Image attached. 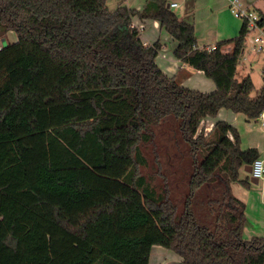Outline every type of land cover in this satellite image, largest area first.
Instances as JSON below:
<instances>
[{
  "label": "trees",
  "instance_id": "1",
  "mask_svg": "<svg viewBox=\"0 0 264 264\" xmlns=\"http://www.w3.org/2000/svg\"><path fill=\"white\" fill-rule=\"evenodd\" d=\"M106 2L0 0V39L16 37L0 48V264H149L154 247L176 264H264V237L244 238L230 190L249 187L240 171L259 154L228 123L201 125L220 109L264 110V76L255 98L238 76L243 28L198 48L166 0ZM135 20L156 21L214 91L165 75L159 41L144 45ZM146 145L148 179L137 171Z\"/></svg>",
  "mask_w": 264,
  "mask_h": 264
},
{
  "label": "crops",
  "instance_id": "2",
  "mask_svg": "<svg viewBox=\"0 0 264 264\" xmlns=\"http://www.w3.org/2000/svg\"><path fill=\"white\" fill-rule=\"evenodd\" d=\"M169 9L173 12L179 10L178 15L174 14L183 22L191 25L194 30V37L198 48L213 47L218 42L232 40L239 35L242 29L241 22L233 18L227 8V0H166ZM180 1V2H177ZM246 5L251 6L254 10L258 8V0H248ZM110 10H114L117 5L123 4L130 9L141 11L144 7V0H107ZM176 4L175 7H171ZM258 10V9H257ZM261 15H264L260 12ZM136 25H141L140 39L144 45H150L159 41L161 50L155 58L158 68L168 77H175L182 87L185 86L186 78L195 76L201 85L209 87L208 80L203 73L196 71L186 65L181 64L173 57L175 43L165 34L156 21L145 20L142 23L134 21ZM226 47V51H229ZM160 53H162L160 55ZM245 60V58H243ZM242 65H239V67ZM187 72V73H185ZM204 78V79H203ZM213 84V83H212ZM214 87V85H213ZM190 89V88H189ZM215 87L213 88L214 91ZM199 91V90H197ZM199 92H203L200 90ZM222 121L231 125L238 133L239 146L241 149L254 148L259 154V158L264 161V125H261L257 119L246 120L245 116L240 113H234L226 109H220L214 120H206L202 123L204 127H211L214 121ZM232 139L231 136H229ZM248 177L249 187L240 186L237 183L230 185L232 195L242 202L245 206V216L247 226L244 229V238L264 237V179L257 181L256 185L250 182V174H247L242 167L240 178ZM259 185V188L256 186ZM164 249L154 247L151 250V256L167 255L171 263L176 264L180 258L173 253H163ZM154 252V253H153Z\"/></svg>",
  "mask_w": 264,
  "mask_h": 264
},
{
  "label": "rangeland",
  "instance_id": "3",
  "mask_svg": "<svg viewBox=\"0 0 264 264\" xmlns=\"http://www.w3.org/2000/svg\"><path fill=\"white\" fill-rule=\"evenodd\" d=\"M245 2H250L248 0H244ZM180 2V1H177ZM258 8L255 7V11L260 14V12L262 14H264V0H258V4H257ZM258 9V10H257ZM177 12H179V10H176ZM176 11H173L176 15H178V13ZM16 37L12 32H8L6 33V35L4 37H2L0 39V48L1 47H5L8 43H13L15 42ZM162 53H160L161 55ZM243 58H245V60H243ZM242 69L241 66L238 68V76H242V75H249L252 83H253V90L250 94L251 98H255L261 87L263 86V68H264V56L263 55H256V54H252L250 47L249 46H244L243 48V53L240 56V60H239V65H242ZM187 73V72H185ZM204 79V78H203ZM178 81V80H177ZM208 82V84L210 85L209 87H206V85H201L200 81L195 78V76H190L186 78V82L184 83L185 86H187L188 88L192 89V90H202L205 93H210L213 91V84L210 80H205ZM179 82V81H178ZM202 127V126H201ZM142 155L145 158V160L147 161L145 167H139L137 168V171L140 175L146 176L147 179L150 178L152 176L153 170H154V163H153V147L152 145H146L145 147L142 148ZM157 183H161L160 181L156 180ZM260 183L256 186L257 188H259ZM163 253L166 254H171V251L168 250H162ZM154 253V252H153ZM174 254V253H173ZM175 255V254H174ZM152 259L151 261L149 260V264H172L171 260L169 259L170 257L163 254V255H158V257L156 256H151Z\"/></svg>",
  "mask_w": 264,
  "mask_h": 264
},
{
  "label": "built area",
  "instance_id": "4",
  "mask_svg": "<svg viewBox=\"0 0 264 264\" xmlns=\"http://www.w3.org/2000/svg\"><path fill=\"white\" fill-rule=\"evenodd\" d=\"M227 3L230 15L241 22L244 46H249L252 54L264 56V25L260 23V14H258L251 6L246 5L244 0H227ZM175 6L176 4L171 5V7ZM133 25L140 30L142 28L141 25H136L135 23ZM209 49L213 50L214 46L209 47ZM242 53L243 49L241 55ZM262 74L264 76V68ZM257 120L261 125H264V110L259 114ZM211 127H204V132H209ZM250 167V177L257 181H262L264 179V161L257 158L253 161Z\"/></svg>",
  "mask_w": 264,
  "mask_h": 264
},
{
  "label": "water",
  "instance_id": "5",
  "mask_svg": "<svg viewBox=\"0 0 264 264\" xmlns=\"http://www.w3.org/2000/svg\"><path fill=\"white\" fill-rule=\"evenodd\" d=\"M167 8H169V6L167 5ZM244 171L247 173V174H250V171H251V167L248 166V167H244ZM250 182L254 185H256L258 182L256 179H253V178H250Z\"/></svg>",
  "mask_w": 264,
  "mask_h": 264
}]
</instances>
